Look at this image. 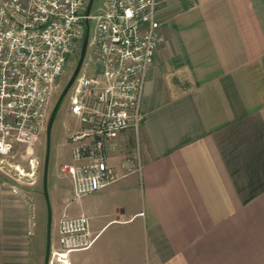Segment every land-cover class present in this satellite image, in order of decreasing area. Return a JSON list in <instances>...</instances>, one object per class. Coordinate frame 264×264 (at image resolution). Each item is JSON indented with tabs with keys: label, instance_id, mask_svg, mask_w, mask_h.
I'll return each mask as SVG.
<instances>
[{
	"label": "crops",
	"instance_id": "crops-1",
	"mask_svg": "<svg viewBox=\"0 0 264 264\" xmlns=\"http://www.w3.org/2000/svg\"><path fill=\"white\" fill-rule=\"evenodd\" d=\"M158 4L140 130L106 148L119 179L79 199L68 175L55 185L57 236L64 216H86L94 239L67 264H264V0ZM5 190L0 264H35Z\"/></svg>",
	"mask_w": 264,
	"mask_h": 264
},
{
	"label": "built area",
	"instance_id": "built-area-1",
	"mask_svg": "<svg viewBox=\"0 0 264 264\" xmlns=\"http://www.w3.org/2000/svg\"><path fill=\"white\" fill-rule=\"evenodd\" d=\"M89 2L0 0V158L27 159L32 175L53 89L83 45L87 24L93 30L96 69L80 71L71 87V113L88 129L69 136L72 162L61 166L77 199L119 179L106 148L122 132L140 130L147 73L162 42L158 0H102L87 14ZM58 236L49 264L94 242L86 216H64Z\"/></svg>",
	"mask_w": 264,
	"mask_h": 264
},
{
	"label": "rangeland",
	"instance_id": "rangeland-1",
	"mask_svg": "<svg viewBox=\"0 0 264 264\" xmlns=\"http://www.w3.org/2000/svg\"><path fill=\"white\" fill-rule=\"evenodd\" d=\"M101 3L102 0H95L93 10H97L101 6ZM92 37L93 30L91 31L90 41ZM82 48L83 45L76 50L63 76L53 89L47 111L45 129L35 144L32 156L39 162L35 175L31 174L27 159L23 160L21 157L0 158V185L6 189L4 191L5 194L12 195L18 201L19 207H23L21 210L25 211L23 212L25 217H22L20 216L22 214L21 210L18 209L20 224L22 223V218H24L25 237L22 239L25 244L29 242L30 255L35 259V264H38V262L41 264L46 263L49 238L51 241V251L60 248L59 237L54 228L59 220L62 208L59 206L61 205V199L58 200L56 198L55 185L57 181L63 186L69 185V180L61 172L62 165L72 162V149L67 134L69 128L73 129L81 125L80 120L71 113L73 90L70 89L61 102L60 98L78 66ZM95 69L93 47L88 45L87 55L81 72L92 75ZM55 110V118L50 134H48L47 127L49 120L52 118ZM48 152L46 197L44 193V180L45 162ZM70 158L71 161L69 162ZM17 167L24 169V173L21 174L17 171ZM14 209L17 210V208ZM49 209L52 213L51 228L49 227ZM8 243L9 240H4L2 248L6 249V252L10 248ZM55 246H57V249ZM28 247L26 248L28 249ZM54 263L58 264L56 261Z\"/></svg>",
	"mask_w": 264,
	"mask_h": 264
},
{
	"label": "water",
	"instance_id": "water-1",
	"mask_svg": "<svg viewBox=\"0 0 264 264\" xmlns=\"http://www.w3.org/2000/svg\"><path fill=\"white\" fill-rule=\"evenodd\" d=\"M95 0H90L89 2V6H88V10H87V14L90 13L92 6L94 4ZM87 32L83 41V48H82V52H81V57L78 63V66L74 72V75L72 77V79L70 80L69 84L67 85V87L65 88L61 98H60V102L63 100V98L68 94L69 90L71 89V87L73 86L78 74L80 73L82 66L84 64L86 55H87V50H88V43H89V35H90V30H89V24H87ZM55 114H56V110L52 116V118H50L49 120V124H48V134H50L51 128H52V124L55 118ZM48 157H49V152L47 153V158H46V162H45V180H44V193L45 196L47 197V187H46V180H47V174H48ZM49 227H52V213L49 209ZM50 256H51V241L49 238L48 241V249H47V256H46V263L45 264H49L50 261Z\"/></svg>",
	"mask_w": 264,
	"mask_h": 264
},
{
	"label": "bare ground",
	"instance_id": "bare-ground-1",
	"mask_svg": "<svg viewBox=\"0 0 264 264\" xmlns=\"http://www.w3.org/2000/svg\"><path fill=\"white\" fill-rule=\"evenodd\" d=\"M67 264V257L65 259L62 260V262L60 264Z\"/></svg>",
	"mask_w": 264,
	"mask_h": 264
}]
</instances>
